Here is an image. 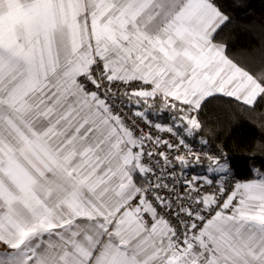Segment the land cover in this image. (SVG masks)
<instances>
[{
  "label": "snow or ice",
  "instance_id": "snow-or-ice-1",
  "mask_svg": "<svg viewBox=\"0 0 264 264\" xmlns=\"http://www.w3.org/2000/svg\"><path fill=\"white\" fill-rule=\"evenodd\" d=\"M249 7L0 0V264H264V165L229 187L224 148L196 139L209 98L264 121V45L218 40Z\"/></svg>",
  "mask_w": 264,
  "mask_h": 264
},
{
  "label": "trees",
  "instance_id": "trees-1",
  "mask_svg": "<svg viewBox=\"0 0 264 264\" xmlns=\"http://www.w3.org/2000/svg\"><path fill=\"white\" fill-rule=\"evenodd\" d=\"M223 2L228 6L233 0H223ZM247 2L251 7L238 13L233 12L232 22L218 37L219 41L228 44L230 54L252 51L258 54L261 45H264V0H247ZM251 66L254 70L259 69V59L257 58ZM161 109L163 105L153 108V112ZM204 112L205 116L201 119H208L210 122L205 125V132L196 139L206 138L210 141L209 147L224 148L234 173L230 175L239 181L251 178L252 170L261 169L264 165V150H259L264 146V121L254 118L253 114L230 103L227 98H209ZM163 119L166 120L168 117L165 116ZM209 129L214 131L210 133ZM200 172H202L201 168Z\"/></svg>",
  "mask_w": 264,
  "mask_h": 264
},
{
  "label": "built area",
  "instance_id": "built-area-1",
  "mask_svg": "<svg viewBox=\"0 0 264 264\" xmlns=\"http://www.w3.org/2000/svg\"><path fill=\"white\" fill-rule=\"evenodd\" d=\"M111 91L116 95V100H115V103L116 105L118 106L117 110L119 112H121L122 114H124L129 126L131 127L133 125V123L135 122V124L139 125L142 129H143V132L145 134H147L149 132V129L147 127H144L142 122L137 120L134 116V113L137 111L135 109H131L130 106L128 107H125L124 105H128V100L127 99H124L123 96H124V92H125V89L123 87H114L111 89ZM151 119V117H150ZM157 122H160V121H157ZM166 126V125H165ZM155 135H160V133L157 132L156 129H152L151 130ZM164 138H169L167 136H165ZM145 151H149L152 149V145L149 141H145ZM193 147H196L197 149H200V145H193ZM163 149H159V151H162ZM204 151H206L204 149ZM169 157H173V156H176L177 153H169L168 154ZM161 160V163L163 164V158H159ZM196 172L199 173L200 172V168L197 167L196 168ZM158 175L161 174V173H157ZM176 184H177V188L178 190L182 193L183 191H185V189H182V188H179V180H180V177L181 175H183L186 179L190 180L192 179V176H193V173L191 171H188V172H181V169L180 168H177L176 169ZM224 180H227L228 183H229V187L235 183L236 181H239L237 178H235L234 176L232 175H229V176H226V177H223ZM214 191V189H213Z\"/></svg>",
  "mask_w": 264,
  "mask_h": 264
},
{
  "label": "crops",
  "instance_id": "crops-1",
  "mask_svg": "<svg viewBox=\"0 0 264 264\" xmlns=\"http://www.w3.org/2000/svg\"><path fill=\"white\" fill-rule=\"evenodd\" d=\"M152 103V101L150 100L149 102H148V104L150 105ZM134 108V107H133ZM135 110H137L136 108H134Z\"/></svg>",
  "mask_w": 264,
  "mask_h": 264
}]
</instances>
